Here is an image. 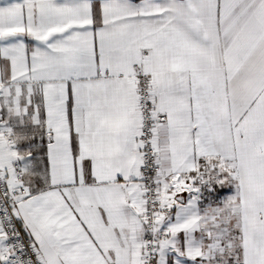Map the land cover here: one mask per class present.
I'll return each instance as SVG.
<instances>
[{"label": "snow or ice", "instance_id": "obj_1", "mask_svg": "<svg viewBox=\"0 0 264 264\" xmlns=\"http://www.w3.org/2000/svg\"><path fill=\"white\" fill-rule=\"evenodd\" d=\"M0 264H264V0H0Z\"/></svg>", "mask_w": 264, "mask_h": 264}]
</instances>
